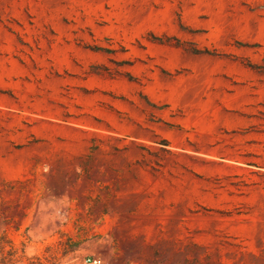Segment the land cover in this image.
<instances>
[{
	"label": "rangeland",
	"instance_id": "374dc122",
	"mask_svg": "<svg viewBox=\"0 0 264 264\" xmlns=\"http://www.w3.org/2000/svg\"><path fill=\"white\" fill-rule=\"evenodd\" d=\"M264 264V0H0V264Z\"/></svg>",
	"mask_w": 264,
	"mask_h": 264
},
{
	"label": "built area",
	"instance_id": "2783aa9c",
	"mask_svg": "<svg viewBox=\"0 0 264 264\" xmlns=\"http://www.w3.org/2000/svg\"><path fill=\"white\" fill-rule=\"evenodd\" d=\"M85 264H101V259L98 257L88 258L86 259Z\"/></svg>",
	"mask_w": 264,
	"mask_h": 264
}]
</instances>
